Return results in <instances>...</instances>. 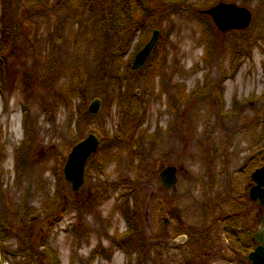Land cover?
I'll return each mask as SVG.
<instances>
[{"label":"rangeland","instance_id":"obj_1","mask_svg":"<svg viewBox=\"0 0 264 264\" xmlns=\"http://www.w3.org/2000/svg\"><path fill=\"white\" fill-rule=\"evenodd\" d=\"M218 1H122L126 35L136 29L118 57L104 0H0L12 38L0 66L5 264H26L25 227L60 264H251L224 216L238 214L254 234L262 214L264 230V208L248 196L264 164V0H224L252 12L227 30L201 11ZM153 28L159 38L131 72V134L120 139L118 94ZM88 132L99 143L74 192L62 167ZM169 163L177 182L165 188L158 170Z\"/></svg>","mask_w":264,"mask_h":264},{"label":"trees","instance_id":"obj_2","mask_svg":"<svg viewBox=\"0 0 264 264\" xmlns=\"http://www.w3.org/2000/svg\"><path fill=\"white\" fill-rule=\"evenodd\" d=\"M117 1L120 3L115 4L114 2L116 1L114 0H104L105 9H104L103 25L108 32L107 36L109 40H113V43L119 48L118 57H120L122 55L121 53H123V48H125L127 45L128 39L132 37V35H134V30L136 29V26L135 25L132 26V29L130 31L131 33L126 35L125 32L127 30V25H128L126 9H129L130 5L129 4L125 5L121 2L127 1L128 3H130L132 0H117ZM113 7L117 9V21L115 22V25L113 24L114 22L113 13H112ZM128 32H129V28L127 33ZM11 40L12 38L8 25L6 24L5 21H3V23L0 26V61L1 64H3V65L0 64V66L2 69L5 68V63H6L5 52L7 51L8 47H10L9 43L11 42ZM127 67H129V65ZM127 70L128 72H130V74L126 75V77L124 78L125 85L123 91L118 94L120 97V107H119L120 120L117 127V136L120 139L127 138L130 136L134 114L136 111L134 109L136 98H134V93L130 92L129 90L135 87V82H136V78L133 76L134 73L131 72H135L138 69H132L130 67V69ZM85 97L86 95L82 94V102L79 104L78 107L80 113L82 110L80 105L85 101ZM135 125L138 124L136 123L134 124V126ZM59 195L61 194H58L59 200L56 199L54 200V202L55 204L60 205L63 198ZM130 212H131L130 214L135 213L133 210H131ZM238 218L239 216L236 213L235 214L231 213L229 215L224 216V219L227 220L226 231L228 236L231 239H235L236 241H239L240 248L243 251L247 252L256 245V241L253 237V229L252 227L250 229V224H247L244 220L238 221ZM26 228L27 227L21 229L23 238L19 239L18 241L19 246L17 247V249H19L20 251L26 254L27 257L26 264H30L31 261H35L36 264H60L59 257L57 256L56 252L52 247L48 246L44 249L38 248V245H40L41 243L45 244L46 242L42 238L44 235L41 233L30 234ZM37 238H39L38 243H36ZM3 241H4V227L3 224L0 222V254L2 260L5 261L7 256L6 251H8V248L3 244Z\"/></svg>","mask_w":264,"mask_h":264},{"label":"water","instance_id":"obj_3","mask_svg":"<svg viewBox=\"0 0 264 264\" xmlns=\"http://www.w3.org/2000/svg\"><path fill=\"white\" fill-rule=\"evenodd\" d=\"M202 12L210 14L215 24L221 30L229 28H244L251 18V10L242 4L234 1L219 0L208 8L201 9ZM160 35L158 28H153L148 40L135 52L131 67L140 68L145 62L154 43ZM100 98L93 99L88 105V111L95 113L99 110ZM99 137L94 132L88 134L74 144L67 152L62 167L64 177L71 183L74 192H78L84 182V167L88 157L97 149ZM158 176L165 188L175 187L177 182V167L175 164H165L158 170ZM253 183L249 186L248 196L256 200L260 208H264V164L255 168L251 173ZM261 214L258 220V227L253 234L256 246L247 252L246 258L251 264H264V230ZM0 264L5 262L0 257Z\"/></svg>","mask_w":264,"mask_h":264},{"label":"flooded vegetation","instance_id":"obj_4","mask_svg":"<svg viewBox=\"0 0 264 264\" xmlns=\"http://www.w3.org/2000/svg\"><path fill=\"white\" fill-rule=\"evenodd\" d=\"M243 264H244V262H243Z\"/></svg>","mask_w":264,"mask_h":264}]
</instances>
